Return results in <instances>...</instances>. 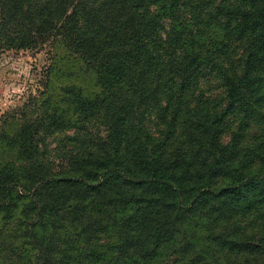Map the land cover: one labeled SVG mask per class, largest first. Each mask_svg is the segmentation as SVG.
<instances>
[{"label":"trees","instance_id":"trees-1","mask_svg":"<svg viewBox=\"0 0 264 264\" xmlns=\"http://www.w3.org/2000/svg\"><path fill=\"white\" fill-rule=\"evenodd\" d=\"M48 43L98 93L0 119V264H264V0H0V49Z\"/></svg>","mask_w":264,"mask_h":264},{"label":"rangeland","instance_id":"rangeland-1","mask_svg":"<svg viewBox=\"0 0 264 264\" xmlns=\"http://www.w3.org/2000/svg\"><path fill=\"white\" fill-rule=\"evenodd\" d=\"M75 86L82 89L84 94L98 93L94 76L82 63L81 59L59 44H44L38 50H5L0 49V119L4 116L14 115L16 121L9 124H18L19 113L26 110L28 115H40L44 107L58 105L64 107L61 89ZM52 107V106H51ZM50 106L49 108L52 109ZM87 131L78 133V137L106 136V131L98 122L86 125ZM68 137L75 136V132L67 131ZM64 134H55L47 138L50 148L59 144L67 145ZM226 141V138L223 139ZM78 147V146H75ZM189 215V213H187ZM16 221L12 220L7 226H0L6 239H11L17 234ZM9 231V233H7ZM13 232V233H10ZM97 252L103 254L108 251L109 242L102 234H97ZM27 242L15 243L19 247L29 250ZM23 245V246H21ZM12 260L17 264H30L28 252H23L22 259L15 258L20 254L18 251ZM8 253V252H7ZM9 255V253H8ZM24 259V260H23ZM27 259V261L25 260ZM175 257L164 258L162 264H173Z\"/></svg>","mask_w":264,"mask_h":264}]
</instances>
